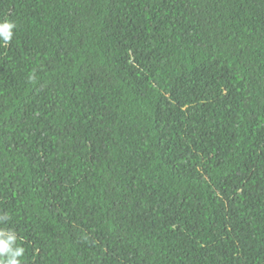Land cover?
Listing matches in <instances>:
<instances>
[{"label": "trees", "instance_id": "obj_1", "mask_svg": "<svg viewBox=\"0 0 264 264\" xmlns=\"http://www.w3.org/2000/svg\"><path fill=\"white\" fill-rule=\"evenodd\" d=\"M3 20L22 264H264V0H0Z\"/></svg>", "mask_w": 264, "mask_h": 264}, {"label": "clouds", "instance_id": "obj_2", "mask_svg": "<svg viewBox=\"0 0 264 264\" xmlns=\"http://www.w3.org/2000/svg\"><path fill=\"white\" fill-rule=\"evenodd\" d=\"M16 24L10 20L0 21V45L7 46L14 36ZM8 215H0V223L7 221ZM16 232L8 228H0V264H22L21 258L25 249L17 243Z\"/></svg>", "mask_w": 264, "mask_h": 264}]
</instances>
